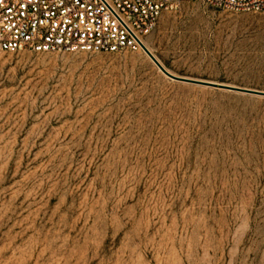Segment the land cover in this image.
<instances>
[{
  "label": "rangeland",
  "instance_id": "1",
  "mask_svg": "<svg viewBox=\"0 0 264 264\" xmlns=\"http://www.w3.org/2000/svg\"><path fill=\"white\" fill-rule=\"evenodd\" d=\"M145 41L264 91V12L183 0ZM0 264H264V96L143 48L0 50Z\"/></svg>",
  "mask_w": 264,
  "mask_h": 264
},
{
  "label": "built area",
  "instance_id": "2",
  "mask_svg": "<svg viewBox=\"0 0 264 264\" xmlns=\"http://www.w3.org/2000/svg\"><path fill=\"white\" fill-rule=\"evenodd\" d=\"M183 0H0V50L119 52L143 48L164 11ZM235 12H264V0H199Z\"/></svg>",
  "mask_w": 264,
  "mask_h": 264
},
{
  "label": "water",
  "instance_id": "3",
  "mask_svg": "<svg viewBox=\"0 0 264 264\" xmlns=\"http://www.w3.org/2000/svg\"><path fill=\"white\" fill-rule=\"evenodd\" d=\"M143 48H144V50H146V52L149 55V57L151 58V60L158 66V68L164 74H166L168 77H170L174 80L182 81V82H189V83H193V84L212 85V86L219 87V88L231 89V90H235L238 92L264 96V91H261V90H255V89H250V88H244V87H238V86H232V85H227V84H222V83H215V82H209V81H205V80H198V79L178 76V75L172 73L171 71H169L162 64V62L149 49H147V47L145 45H143Z\"/></svg>",
  "mask_w": 264,
  "mask_h": 264
},
{
  "label": "bare ground",
  "instance_id": "4",
  "mask_svg": "<svg viewBox=\"0 0 264 264\" xmlns=\"http://www.w3.org/2000/svg\"><path fill=\"white\" fill-rule=\"evenodd\" d=\"M144 43H145V46L147 47V49H149L150 51H151V49H150V47L148 46V43H147V41H145V39H144ZM144 49V48H143ZM145 52H146V50H144ZM152 52V51H151ZM147 53V52H146ZM149 56V55H148Z\"/></svg>",
  "mask_w": 264,
  "mask_h": 264
}]
</instances>
